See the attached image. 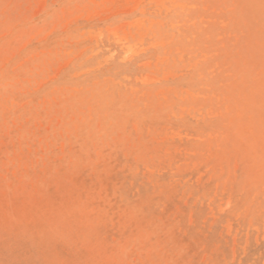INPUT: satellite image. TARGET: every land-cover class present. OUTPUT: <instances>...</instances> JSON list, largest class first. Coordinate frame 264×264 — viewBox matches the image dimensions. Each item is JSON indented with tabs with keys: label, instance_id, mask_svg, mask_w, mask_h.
<instances>
[{
	"label": "rangeland",
	"instance_id": "374dc122",
	"mask_svg": "<svg viewBox=\"0 0 264 264\" xmlns=\"http://www.w3.org/2000/svg\"><path fill=\"white\" fill-rule=\"evenodd\" d=\"M0 264H264V0H0Z\"/></svg>",
	"mask_w": 264,
	"mask_h": 264
}]
</instances>
